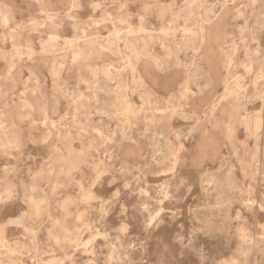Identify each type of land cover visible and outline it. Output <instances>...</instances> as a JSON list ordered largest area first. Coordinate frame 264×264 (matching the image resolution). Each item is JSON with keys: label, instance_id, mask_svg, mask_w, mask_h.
<instances>
[{"label": "clouds", "instance_id": "1", "mask_svg": "<svg viewBox=\"0 0 264 264\" xmlns=\"http://www.w3.org/2000/svg\"><path fill=\"white\" fill-rule=\"evenodd\" d=\"M27 2L39 9L31 31H55L73 19L72 9L99 7L93 0ZM150 9L162 15L161 30L149 38L180 33L191 56L150 61V87L133 56L132 79L116 85L126 107L115 112V128L93 120L107 109L89 105L78 117L59 116L18 101L0 83V264H20L13 247L26 250L9 245L6 228H22L31 247L29 237L45 222L65 252L49 264H77L80 250L91 257L84 264H264V0H145L141 25ZM9 22L0 7V29ZM78 39L85 38L77 32L64 42L61 59L82 58ZM255 100L258 124L244 127L241 113ZM34 149L46 157L38 167ZM38 183L51 189L39 200ZM58 189L75 194L61 200ZM98 240L106 253L97 252Z\"/></svg>", "mask_w": 264, "mask_h": 264}, {"label": "rangeland", "instance_id": "2", "mask_svg": "<svg viewBox=\"0 0 264 264\" xmlns=\"http://www.w3.org/2000/svg\"><path fill=\"white\" fill-rule=\"evenodd\" d=\"M161 2L166 3L167 0ZM93 3L99 4V7L93 9L84 4L81 9L69 11L68 14L73 19H66L65 23L55 31L39 28L31 31L29 20L39 18V9L30 5L27 0H0V7L10 16L8 28L0 29V77L6 78L0 83L4 84L5 91L11 88L9 95L18 101H26L29 105L38 103L46 110L56 111L59 116L78 117L89 105L100 111L107 109L104 116L97 114L93 120L115 128L117 121L114 114L124 105V97L118 95L116 85L120 80L132 79V68L129 66L132 57L139 58L136 68L141 75L138 78L145 79V84L150 87L149 80L145 78L148 75L149 62L159 59L162 55H176L184 59L191 56L188 50L190 45L182 39L180 33L167 41L150 39L149 36L154 30L156 32L161 30L157 17L162 15V10L150 9L146 13L147 26L141 25L139 16L145 14L142 11L145 0H93ZM61 7L64 11H68L70 4L68 8L63 5ZM73 24L77 27H72ZM126 30H131L133 34L127 35ZM77 32L80 37L85 38L77 40L82 58L77 59L75 63L72 59L73 54L61 59V56L65 55L60 51L64 42L71 41ZM7 33L12 35L4 40L3 37ZM126 35L127 39H125ZM49 36H56L59 39L49 41ZM219 91L223 92V86ZM139 99V96H131L134 104L138 103ZM260 107L259 100L246 106L245 112L240 116L244 127H248L249 124L252 127L257 126L259 118L251 114L259 113ZM183 124L184 121L174 122L176 127ZM39 128H44L42 120ZM243 131L242 128L241 139H243ZM72 147L78 148L79 145L73 144ZM32 152L34 156L39 153L36 161L38 167L46 158L45 153L42 149H34ZM50 191V187L38 183L36 199L44 198ZM74 194L70 189L57 190L61 200L70 198ZM55 203V201L50 202L49 211L53 219H58ZM69 210H73L70 205ZM108 223H115L114 217H109ZM50 229V222L43 223L35 240L29 237L28 244L31 247H28L25 244V233L22 228L15 225L6 228L5 239L9 245L19 244L21 249H26L18 251L13 247V251L17 254L12 259L19 260L20 264H49L63 259L65 252L49 238ZM87 238L85 234L84 239ZM102 244L103 241H97L98 253L107 252L106 249L101 248ZM90 258L82 250L77 251L73 256L77 264H84V261Z\"/></svg>", "mask_w": 264, "mask_h": 264}]
</instances>
